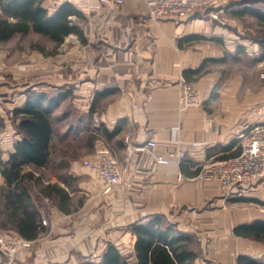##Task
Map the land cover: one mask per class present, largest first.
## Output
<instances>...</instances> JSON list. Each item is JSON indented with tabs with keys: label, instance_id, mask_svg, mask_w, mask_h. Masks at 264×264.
<instances>
[{
	"label": "crops",
	"instance_id": "1",
	"mask_svg": "<svg viewBox=\"0 0 264 264\" xmlns=\"http://www.w3.org/2000/svg\"><path fill=\"white\" fill-rule=\"evenodd\" d=\"M66 1L86 17L70 18L81 27L83 40L71 34L56 54L26 51L10 67L0 51V159L8 160L22 138L12 110L22 107L30 93L50 96L71 91L52 111L53 145L65 144L66 134H73L69 143L90 139L91 147L79 157L66 155L57 161L52 150L47 166L27 168L42 177L41 187L30 186L47 230L30 240L32 247L20 251L19 261L99 263L108 245L114 244L136 262L131 226L158 214L199 241L194 264H240L239 256L264 262V238L246 229L264 222V178L235 188L228 197L217 183L199 175L205 163L224 153V146L238 141L249 126L264 123L263 95L245 87L241 69L226 76L229 66L240 64L244 54L251 58V51L260 52L257 44L243 42L230 23L239 17L228 6L238 0L216 1L219 12L229 11L222 24L206 14L153 17L151 0L122 4L44 0L43 5L53 13ZM191 36L202 38H187ZM35 63L40 65L36 77ZM184 83L199 92L200 106L180 108ZM216 87L218 95L211 100ZM70 99L75 107L64 109L67 125L61 127L54 120L55 112ZM93 103L95 110L89 115ZM70 111L80 116L70 122ZM151 137L160 152L185 149L186 157L167 166L157 164L149 151L135 150L127 162L129 146H142ZM103 150L117 158L125 171L123 181L109 193H104L98 173L85 164ZM42 170L51 174L44 177ZM49 182L68 192V210L57 198L42 193ZM3 185L0 170V192ZM3 202L0 193V206ZM6 231L20 235L13 228Z\"/></svg>",
	"mask_w": 264,
	"mask_h": 264
},
{
	"label": "trees",
	"instance_id": "2",
	"mask_svg": "<svg viewBox=\"0 0 264 264\" xmlns=\"http://www.w3.org/2000/svg\"><path fill=\"white\" fill-rule=\"evenodd\" d=\"M43 2L44 0H0V41L9 40L17 34L35 32L54 41L57 49L71 34L84 39L81 27L70 19L74 16L84 20L86 17L81 10L66 1L55 12L50 13ZM228 7L234 8L230 12L236 17L255 16L264 23V0H241ZM257 41L260 44V55L255 60L261 61L264 59V41ZM203 67L204 65L194 71L201 72ZM69 94V90L50 96L46 92L30 93L22 107L12 110L13 118L19 120L17 129L22 138L15 143V150L8 160L0 159V170L5 177V185L0 192L4 200L3 207L0 208V228H13L27 240L35 239L47 230L30 186L40 183L42 177L36 176L34 169L27 168L45 167L51 162L54 131L51 114ZM98 95L99 93L95 95L94 103ZM217 95L218 87L213 90L211 100ZM94 103L89 115L95 110ZM223 152L219 158L236 156L241 152V145L234 140L223 147ZM199 171L200 169L196 172ZM42 193L51 200L57 198L61 208L68 210L65 205L69 201V194L57 183L49 182ZM246 229L247 232L264 238V222H256ZM235 230L240 233L238 229ZM131 231L136 236V262H131L116 245L109 244L99 263L87 261L84 264H194L199 256V241L192 235L180 232L176 225L166 223L161 215L135 222ZM238 261L240 264H264L247 256H239Z\"/></svg>",
	"mask_w": 264,
	"mask_h": 264
},
{
	"label": "built area",
	"instance_id": "3",
	"mask_svg": "<svg viewBox=\"0 0 264 264\" xmlns=\"http://www.w3.org/2000/svg\"><path fill=\"white\" fill-rule=\"evenodd\" d=\"M89 2L90 0H86ZM99 3L114 1L122 4L124 0H96ZM217 0H151L150 13L153 17L163 15L185 16L195 14L204 7L211 6ZM180 108L200 106L202 99L196 88L190 83H184L179 98ZM244 138L240 154L229 158L217 159L209 162L200 171V177L209 182L217 183L231 197L235 188L264 178V123L257 124L243 133ZM125 157L129 162L135 150H147L157 164H180L186 157L185 149H174L167 153L159 150V145L151 137L142 146H129ZM85 164L92 167L103 181L104 193H109L113 187L121 183L125 171L120 161L108 151L103 150L96 158L85 160ZM32 241L18 234L0 230V264H22L19 253L23 248L32 247Z\"/></svg>",
	"mask_w": 264,
	"mask_h": 264
},
{
	"label": "rangeland",
	"instance_id": "4",
	"mask_svg": "<svg viewBox=\"0 0 264 264\" xmlns=\"http://www.w3.org/2000/svg\"><path fill=\"white\" fill-rule=\"evenodd\" d=\"M240 1L241 0H238L237 2H240ZM216 5H217V2L215 1L211 6L204 7L203 9L197 11L195 14L210 15V16H213V18L216 22H221V24H222V22L226 23L224 18H228V12L234 8H230L229 11L226 10L225 12H219L218 11L219 8L215 7ZM230 23L236 25L235 26L236 31L238 33H240V39L243 42L248 43L250 45H255V47L257 44V46L260 47V44L258 43L257 40L260 39V40L264 41V23L261 22L257 17L247 15L244 17H239L238 20H236V22L231 20ZM230 27H232V26L230 25ZM70 39L71 40H69V42H73L74 38L71 37ZM68 45H70V43H67L66 45L62 46V49L65 46L68 47ZM9 50L13 51L12 54H9ZM30 50H35V53H38V51H41V50H45L44 52H46L47 54H56L58 48L56 50L55 43L52 40H50L48 37L43 36V35L38 34V33H35V32H29L28 34H24V35L23 34H17L9 40L0 41V51L7 55L5 57V62L7 64V67H10L14 61L18 60L21 53H24V52L30 51ZM68 50L69 49H67L66 52ZM63 53H65V51ZM251 53L253 55V56H251V58H248L247 55L244 54L240 60V64L239 63L238 64L237 63L231 64L229 66V70L226 72V76H231V75H233V72H237L239 69H241V71L243 72V75L245 76V87L246 88H248V87L252 88L257 93H260V95L261 96L263 95V97H264V59L261 61H255V58H253L254 56L258 57L260 55V52L258 53V50H257V54L255 53L254 50L251 51ZM39 66H40L39 63H35L33 66V71H34L35 77L37 76ZM11 72H8V73H10V75H11ZM20 73H21V71H20ZM16 75H17V73H16ZM17 76L20 78L19 75H17ZM73 101H74L73 99H70L63 106H61L60 109H56L57 111L55 112V116H54L55 119L54 120H55L57 125H61V127H65L67 125L66 121L63 122L64 113H62V112L64 111V109H66V110L69 109L72 111L75 107L74 106L75 104L73 103ZM78 116H80V114H74V116H73V113L71 112L69 115V118H70L69 121L70 122L74 121L73 117H75V119H76ZM258 124H262V123H258ZM255 125H257V124H255ZM252 126H254V125H252ZM252 126H249L245 131H243V133L248 131V129ZM71 132H73V131H71ZM72 135L66 134L65 138H63V139H65V141H67V142H65V144H61V145L54 144L53 145V154H54L53 156H54L56 161H57L58 157L60 158L62 156H66V155L70 158L71 157H79V154H83V153L91 150L90 149L91 148L90 147V139H85V142H78L79 141L78 140L77 142L74 141V142L69 143L68 139L73 138ZM243 139L244 138L239 137V140H238V143L241 146H242ZM217 159H222V158L216 157L213 160H217ZM213 160H211V161H213ZM211 161H208L202 167H204L206 164H208ZM54 166H56V165H54ZM41 173L44 177H47L51 174V172H49L48 170H42ZM33 186H35L36 188H39V187H41V184L40 183H38V184L33 183ZM2 207L3 206L1 205L0 208L2 209ZM0 221H1V217H0ZM0 230H5V229L0 228Z\"/></svg>",
	"mask_w": 264,
	"mask_h": 264
}]
</instances>
